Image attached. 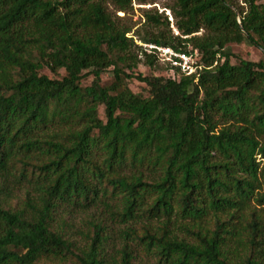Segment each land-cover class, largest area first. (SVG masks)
I'll use <instances>...</instances> for the list:
<instances>
[{"label":"trees","instance_id":"1","mask_svg":"<svg viewBox=\"0 0 264 264\" xmlns=\"http://www.w3.org/2000/svg\"><path fill=\"white\" fill-rule=\"evenodd\" d=\"M242 2L173 0L175 35L163 12L143 9L151 29L138 40L199 56L198 75L166 62L164 77L132 71L158 60L117 22L133 0H0V192L11 176L37 193L27 194L28 211L0 203V264L74 255L54 214L108 194L122 222L158 221L159 233L149 223L129 232L166 262L264 264V0ZM231 42L258 47L262 58L232 63ZM110 66L114 81L103 86ZM86 70L93 80L81 87ZM130 78L145 83L146 97ZM173 216L189 219L180 224L195 242L172 233ZM105 239L96 225L79 262L104 264ZM131 260L123 248L115 264Z\"/></svg>","mask_w":264,"mask_h":264},{"label":"rangeland","instance_id":"2","mask_svg":"<svg viewBox=\"0 0 264 264\" xmlns=\"http://www.w3.org/2000/svg\"><path fill=\"white\" fill-rule=\"evenodd\" d=\"M239 4L243 5L242 0H238ZM173 3V0H147L145 3H138L137 0H133L132 8L124 15V12L117 11L116 14L122 16L123 19L117 20L119 25H124L130 28V32L127 33L128 36L134 38V42L139 46L143 43L138 40V36H144L150 32L151 27L145 23L143 17V9H155L157 12H163L169 20V29L174 35L177 34V30L174 26V18L172 16L171 10L168 7ZM108 9L114 12V7L112 4H108ZM203 30L199 31L202 34ZM144 47V46H143ZM225 51L232 54L230 60L232 63L238 62L240 59H247L257 61L262 58L261 50L251 45L248 42L241 43H228L225 47ZM194 60H198L199 56H194ZM121 66V64H120ZM126 72H129L127 68H124ZM134 73H139L142 76L155 74L164 77L172 75V72L167 67L166 61L158 57L153 67L145 65L142 61L137 64L136 68L132 70ZM43 73L47 74L49 77H62L64 75V70L60 69L58 74H52L49 69L44 68ZM93 80V74L90 71H84L83 77L80 81L81 87H86L91 84ZM114 81L113 66L105 69L100 75V82L103 86H110ZM129 88L132 92L137 93L143 97L148 95L145 83L141 82L135 78H130L127 80ZM97 116L102 121H105L104 107L99 105L97 107ZM258 160H262L258 158ZM148 171H146V174ZM152 175V174H151ZM150 175V176H151ZM153 176V175H152ZM20 183L16 182V179L9 177V179L4 182L6 189L0 192V203L4 208H10L12 210L26 209L29 207L26 205V197L29 194L30 197H35L37 194L32 186L26 181ZM3 182L0 179V185ZM110 192V189L108 190ZM105 203H97L88 208L82 207H61L54 214V221L52 227L62 232L66 238L72 241L74 248L72 249L74 255L68 254L63 259H44L40 261V264H81L77 259L76 255L80 254L83 249H87L90 243V238L94 235L96 230V225L102 227V234L106 238L104 247V264H115L119 263L121 258V250L127 248L132 255V264H172L171 262H166L164 259H160L159 255L155 251L154 245L148 246L146 243L139 241L136 234H142L141 226L144 223H149L150 227L157 233L158 221L148 218L147 216L140 215L138 218L122 222L120 218L113 213L114 205L119 202L116 201L110 194L104 199ZM147 203H151V199L148 198ZM121 208V206H119ZM262 213L260 207H258ZM264 209V208H263ZM172 217V219H178L177 223L170 224V229L172 233L179 239H184L190 243L196 241V238L192 232L183 227L180 223H187L189 219H182L180 216L177 218ZM147 218V219H146ZM163 217L161 218V220ZM204 222H207L205 220ZM207 227L212 228V224L207 222ZM129 229H134L135 233H130ZM235 245H232L233 249ZM240 249V247H238ZM239 256L242 257L243 253L239 251ZM235 256L234 254L232 255Z\"/></svg>","mask_w":264,"mask_h":264},{"label":"built area","instance_id":"3","mask_svg":"<svg viewBox=\"0 0 264 264\" xmlns=\"http://www.w3.org/2000/svg\"><path fill=\"white\" fill-rule=\"evenodd\" d=\"M142 46L155 50L158 57L166 62H169L170 65L178 68L186 75H198V71L201 69V65L197 63L198 60L193 59L194 56L198 55L196 51L193 53H186L183 51H177L169 46L156 44H142Z\"/></svg>","mask_w":264,"mask_h":264}]
</instances>
